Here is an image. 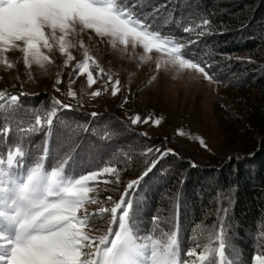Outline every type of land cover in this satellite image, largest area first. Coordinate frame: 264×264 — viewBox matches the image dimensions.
<instances>
[{
  "label": "snow or ice",
  "instance_id": "6c2138e0",
  "mask_svg": "<svg viewBox=\"0 0 264 264\" xmlns=\"http://www.w3.org/2000/svg\"><path fill=\"white\" fill-rule=\"evenodd\" d=\"M144 7V0H0V65L15 68L7 54L19 51L25 69L34 65L43 69L56 63L58 53L64 59L53 83L54 92H61L63 69L76 61L62 95L77 100L72 85L84 77L89 89L102 84L89 93L91 98L100 97L102 92L117 97L122 94L120 79L102 67L79 39L81 33L89 31L113 49H122L127 58H132L137 48L142 49L141 60L152 59L149 54L153 52L160 54L154 71H190L193 79L226 85L213 71L216 61L206 60L194 47L199 38L215 34L210 19H202L195 28L182 27L188 34L199 29L197 39H185L163 31L169 19L168 0L153 5L151 11ZM76 48L83 49L82 60L73 55ZM128 92L130 89L123 92L119 107L129 102ZM28 95L0 90V264H241L229 237L227 207L217 209V222L207 233V242L191 237L187 249L179 237V193L174 199L172 229H163L164 223L172 221L165 222L159 215L144 228L137 211L141 185L166 157L180 158L175 150L154 145L145 148L140 153L144 159L138 178L128 181L122 190L104 187L103 191H115L116 198L112 194L101 198V185L121 183L123 168L113 163L115 153L102 160L100 167L81 171L83 163L77 161L85 142L90 137L98 141L89 143V150H99L104 144L95 136L96 129L65 125L58 113L78 109L55 96L43 112L25 107L22 98ZM78 104L83 107L82 101ZM86 115L93 119L99 116L96 112ZM150 121L159 127L162 117L142 118L137 113L126 116L121 124L123 131H132V126ZM39 133H44L43 147L34 155L31 138ZM138 135L146 137L148 133ZM53 137L57 140L55 148L50 147ZM260 143L264 146V141ZM199 145L208 149L203 138ZM125 156L127 165L133 156L130 152ZM49 157L55 161L51 168L46 166ZM189 166L196 164L190 162ZM169 168L159 169L161 176ZM223 199L231 203L230 197ZM260 233L264 234V229ZM259 238L264 241V235ZM261 249L254 250L252 264H264V242Z\"/></svg>",
  "mask_w": 264,
  "mask_h": 264
},
{
  "label": "trees",
  "instance_id": "16d2710c",
  "mask_svg": "<svg viewBox=\"0 0 264 264\" xmlns=\"http://www.w3.org/2000/svg\"><path fill=\"white\" fill-rule=\"evenodd\" d=\"M164 3L165 0H144V10L151 11L153 5ZM168 3L169 19L163 26L166 33L195 40L199 29L188 34L183 33L182 27L195 28L202 19L211 20L215 34L199 38L198 46L194 47L206 60L216 61L213 71L220 79L240 86L260 85L264 82V64L253 57L254 52L264 45V0H168ZM249 59L252 62H246ZM37 93L39 95L33 93L23 97L22 103L25 107L43 112L50 107L51 96L44 92ZM74 107L78 110H62L58 113L62 122L72 127H94L95 136L104 142L99 150L88 149L89 143H98L96 139L90 137L85 142V150L77 161L83 163L80 170L100 167L101 161L107 160L112 153H115L113 161L122 167L127 159L125 153L130 152L133 160L126 166L135 176L129 181L138 178L143 163L136 160L139 157L136 150L139 145L132 139L134 133L123 131L120 120L111 123L107 119L109 115L99 114L93 119L86 115L90 112L82 107ZM116 129L121 131L117 133ZM261 138L264 141V137ZM31 140L34 145L32 153L39 154L38 150L43 147L44 133L33 135ZM260 140L256 141L253 150L228 155L227 158L231 156L232 160L220 158L219 161L205 163L195 155V151L182 153L186 149H180L179 152L176 150L180 158L171 155L166 157L141 185V203L137 211L144 228L149 227L154 215H159L165 222L172 221L162 225L165 231H170L175 223L174 199L179 193V237L184 241V249H187L191 237L202 243L207 242V233L213 230L212 226L217 222V209L227 207L226 223L232 247L239 254L241 264H252L254 250L261 251V243L264 242L259 238L264 235L260 233L264 229V146ZM152 145H157L156 139L147 143L145 148ZM56 146L57 140L53 137L50 147ZM190 162H194L196 167H190ZM54 163L49 157L46 166L51 168ZM161 168H169L168 173L161 176ZM181 179L184 180L183 185L180 184ZM225 196L230 197V204L223 199ZM157 235L164 238L161 233Z\"/></svg>",
  "mask_w": 264,
  "mask_h": 264
},
{
  "label": "rangeland",
  "instance_id": "374dc122",
  "mask_svg": "<svg viewBox=\"0 0 264 264\" xmlns=\"http://www.w3.org/2000/svg\"><path fill=\"white\" fill-rule=\"evenodd\" d=\"M79 39L83 40L89 53L102 67L110 71L114 78L120 79L122 94L111 97L102 92L100 97L93 99L89 93L97 87H102V84L98 83L89 89L85 78L78 77L72 85L73 90L77 92V100H72L62 93L67 91L68 74L76 61L63 69L61 78L64 83L59 85L61 92L56 93L53 83L64 58L56 53L55 64L47 65L43 69L35 65L31 69H25L19 51L7 54L9 59L16 63L15 68L6 69L0 65V90L11 93L24 91L29 94L44 92L76 107H80L78 101H82L83 110L109 115L110 118L107 119L114 124L116 119L121 121L126 116H134L137 113L142 118L149 115L153 119L162 117L159 127H153L151 121L148 124L132 126V139L139 145L136 149L139 157L136 160L141 163L144 157L140 153L152 139L157 140L155 147L171 148L178 152L180 149H186L182 153L187 150L195 151V155L203 162L212 163V160L225 159L232 153L253 150L257 145L256 141L264 137V82L260 85L240 86L225 80L226 85H216L209 84L202 78L193 79L190 71L176 73L169 68L157 72L154 71L155 61L160 54L153 52L149 54L152 59L145 57L141 60L142 49L137 48L132 53V58H127L122 49H113L110 44L101 42L89 31L81 33ZM72 52L77 61L83 59V49L76 48ZM253 57L264 64V45L254 52ZM153 75L156 78L151 80ZM127 89H130L129 102L121 108L119 103ZM142 132H147L148 136L138 135ZM201 138L207 143L208 149L200 147ZM122 168L121 183L116 186L101 185V198L109 194L116 198L115 191L107 192L103 191V188L122 190L129 179L135 176L128 166L124 165ZM94 208L95 206H91L90 210Z\"/></svg>",
  "mask_w": 264,
  "mask_h": 264
}]
</instances>
